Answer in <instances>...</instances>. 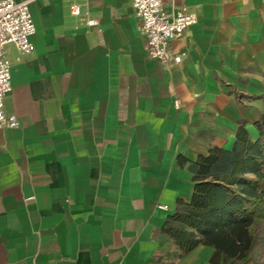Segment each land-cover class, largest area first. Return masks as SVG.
<instances>
[{
  "label": "crops",
  "instance_id": "obj_1",
  "mask_svg": "<svg viewBox=\"0 0 264 264\" xmlns=\"http://www.w3.org/2000/svg\"><path fill=\"white\" fill-rule=\"evenodd\" d=\"M165 7L199 15L171 67L148 55L132 0L30 3L34 51L8 46L20 126L0 128V264H213V246L180 256L161 227L192 198L190 162L232 148L241 122L258 137L264 0Z\"/></svg>",
  "mask_w": 264,
  "mask_h": 264
},
{
  "label": "trees",
  "instance_id": "obj_2",
  "mask_svg": "<svg viewBox=\"0 0 264 264\" xmlns=\"http://www.w3.org/2000/svg\"><path fill=\"white\" fill-rule=\"evenodd\" d=\"M255 126L256 139L241 122L232 148L212 146L189 163L192 198L178 200L161 227L180 256L207 244L213 264H264L254 254L264 225V110Z\"/></svg>",
  "mask_w": 264,
  "mask_h": 264
},
{
  "label": "built area",
  "instance_id": "obj_3",
  "mask_svg": "<svg viewBox=\"0 0 264 264\" xmlns=\"http://www.w3.org/2000/svg\"><path fill=\"white\" fill-rule=\"evenodd\" d=\"M32 1L0 0V128L20 126L18 116L5 109L6 97L12 90L8 46L15 45L23 55L34 51L31 36L36 32V25L30 10ZM132 6L142 21L139 31L145 36L148 55L167 67L180 63L185 52H173L170 42L174 38H184L188 28L198 22V13L185 7L168 11L165 0H132ZM70 11L74 16L82 15L77 3L71 4ZM83 19L88 26L98 25V20L87 12Z\"/></svg>",
  "mask_w": 264,
  "mask_h": 264
},
{
  "label": "rangeland",
  "instance_id": "obj_4",
  "mask_svg": "<svg viewBox=\"0 0 264 264\" xmlns=\"http://www.w3.org/2000/svg\"><path fill=\"white\" fill-rule=\"evenodd\" d=\"M261 231L263 232L262 240L255 247L254 254L257 261L264 262V225Z\"/></svg>",
  "mask_w": 264,
  "mask_h": 264
}]
</instances>
